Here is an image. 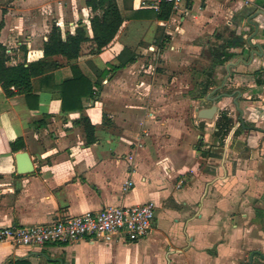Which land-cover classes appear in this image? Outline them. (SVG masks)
Here are the masks:
<instances>
[{
    "label": "crops",
    "instance_id": "crops-1",
    "mask_svg": "<svg viewBox=\"0 0 264 264\" xmlns=\"http://www.w3.org/2000/svg\"><path fill=\"white\" fill-rule=\"evenodd\" d=\"M161 1L116 0L113 40L97 53L82 44L75 63L98 81L82 110L62 112L59 84L72 76L62 56L49 77L33 78L36 106L0 84V228L150 201L151 230L135 241L2 242L0 264H248L252 251L264 264V0H187L159 20ZM92 14L85 0H0L7 64L42 59L52 24L62 39L78 24L91 37ZM215 47L234 56L214 65ZM124 49L135 59L119 67ZM201 98L216 105L213 117L199 116L212 105ZM222 111L232 119L224 135ZM81 115L96 127L91 144ZM19 151L31 172H17Z\"/></svg>",
    "mask_w": 264,
    "mask_h": 264
},
{
    "label": "trees",
    "instance_id": "trees-1",
    "mask_svg": "<svg viewBox=\"0 0 264 264\" xmlns=\"http://www.w3.org/2000/svg\"><path fill=\"white\" fill-rule=\"evenodd\" d=\"M85 4L91 9L92 16L89 24L92 31L90 37L84 25L78 24L73 32H66L62 39L58 26L52 24L50 31L43 41V58L32 62H20L15 65L7 64L8 56L4 46L0 44V84L7 96L13 94V89L23 94L30 106H36L37 95L33 86V78L40 77L45 79L55 69L61 66V62L53 59L54 56H62L70 63L72 76L59 84V91L62 103V112L73 109H83L82 99L92 96L94 86L98 81L92 82L86 77L79 66L75 63L81 52V46L86 41L94 43L93 52L97 53L106 47L115 37L123 16L118 8L116 0H85ZM172 15V5L169 2L161 1L156 12V18L167 20ZM130 52L124 49L120 53L119 67L128 62L134 61V54L130 53L127 59H123L125 53ZM214 65H223L227 60L234 56V52L225 50L224 47L212 49ZM260 74V70L254 72ZM256 83H264L262 78H256ZM34 100V103L31 102ZM80 121L86 133V143L91 144L95 141V125L86 115H81ZM232 119L226 111H222L217 120L218 134H226L230 129ZM36 124H45L44 116L36 120ZM13 145V149H17Z\"/></svg>",
    "mask_w": 264,
    "mask_h": 264
},
{
    "label": "built area",
    "instance_id": "built-area-1",
    "mask_svg": "<svg viewBox=\"0 0 264 264\" xmlns=\"http://www.w3.org/2000/svg\"><path fill=\"white\" fill-rule=\"evenodd\" d=\"M172 5L175 12L182 10L187 0H163ZM132 181L123 185L129 188ZM155 216L152 202L129 206L106 205L99 211H86L63 216L43 224L28 226L10 225L0 228V243L10 242L21 246H43L49 243L73 242L82 238L112 241L125 238L135 241L152 228Z\"/></svg>",
    "mask_w": 264,
    "mask_h": 264
},
{
    "label": "water",
    "instance_id": "water-1",
    "mask_svg": "<svg viewBox=\"0 0 264 264\" xmlns=\"http://www.w3.org/2000/svg\"><path fill=\"white\" fill-rule=\"evenodd\" d=\"M259 13L264 14V10L263 9H258L257 10ZM250 22H252V24H254L256 27H258L256 22L251 21V18L249 19ZM243 43H248L251 46H256L258 48H260L259 44H253L250 40V38H241ZM254 53H256L254 51ZM217 111V107L215 104H212L210 107L208 108H203L200 110L199 116L203 117V118H211L213 117V115L216 113ZM15 158H16V164H17V172L18 173H28L31 172L33 170V165H32V161L30 160V157L27 153V151H19L15 154ZM255 254V251L250 252L249 254V261L248 264H252L253 262V256ZM261 257L264 259V255L260 254Z\"/></svg>",
    "mask_w": 264,
    "mask_h": 264
},
{
    "label": "rangeland",
    "instance_id": "rangeland-1",
    "mask_svg": "<svg viewBox=\"0 0 264 264\" xmlns=\"http://www.w3.org/2000/svg\"><path fill=\"white\" fill-rule=\"evenodd\" d=\"M176 22H177V20H176ZM205 41H208L209 40V37H206L205 39H204ZM209 42H211V40L209 41ZM202 56H204V57H207L208 56V53H207V51L205 50L204 52H203V54H202ZM204 100H206V99H204V98H201V102L199 103V106H201V105H208V106H210L211 104H212V102H207V104H205L204 103ZM207 101V100H206ZM254 264H260V261L258 260V259H256V261H255V263Z\"/></svg>",
    "mask_w": 264,
    "mask_h": 264
}]
</instances>
